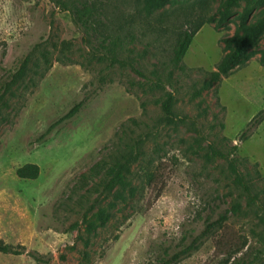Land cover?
Returning a JSON list of instances; mask_svg holds the SVG:
<instances>
[{
  "label": "rangeland",
  "instance_id": "rangeland-1",
  "mask_svg": "<svg viewBox=\"0 0 264 264\" xmlns=\"http://www.w3.org/2000/svg\"><path fill=\"white\" fill-rule=\"evenodd\" d=\"M227 1L88 0L100 5L104 34L126 38L117 56L132 70L88 55L81 30L51 1L0 0V87L29 57L0 101V242L49 264H158L177 254L173 264H264V120L249 127L264 116V31L244 61L221 68L225 42L264 20V0ZM200 11L204 25L175 69L178 35ZM62 45L70 64L55 62ZM44 51L51 68L39 78ZM168 96L173 123L160 106ZM128 120L139 127L122 135ZM143 139L145 161L110 189L96 166ZM27 164L37 180L16 178ZM0 264L34 262L0 254Z\"/></svg>",
  "mask_w": 264,
  "mask_h": 264
},
{
  "label": "trees",
  "instance_id": "trees-1",
  "mask_svg": "<svg viewBox=\"0 0 264 264\" xmlns=\"http://www.w3.org/2000/svg\"><path fill=\"white\" fill-rule=\"evenodd\" d=\"M51 1L56 7L59 8L62 12H67L73 24L81 30L83 33V44L85 46V49H90L88 51V55H96L100 54L98 58H95L98 62L107 61L109 63V66L114 67H120V68H130L133 70L132 64L128 63L125 60H120L117 56V53L119 50L122 49L123 45L127 44L125 43L126 38H120L117 37L115 39L111 38L110 35H105V27L103 26V23L100 21L103 19V13L102 10L99 9L100 5H96L93 2H88V0H49ZM238 0H228L226 3V8H231L236 5ZM204 14L202 11L200 13L195 14L192 16V18L189 21H186L185 27L182 30V32L178 35V38L175 43V47L172 51V59L171 64L173 68L175 69H182L181 62L187 53L190 44L192 42V39L196 35V33L200 30V28L204 25ZM101 18V19H100ZM131 23L133 22V19L130 18ZM133 26V23L131 24ZM264 31V20L257 26H254L250 29L249 32L244 34L242 37H240L235 42L232 41H226V47L229 44H231V52L230 54L224 59L222 67L221 68H227L234 64H237L241 61H244L245 58V52L248 48L254 46L262 32ZM130 42L133 41L132 37ZM132 44V43H131ZM63 49L61 52V57H58L55 62L60 64H70V59H68L65 56V52L67 51L65 45H62ZM56 48V46H54ZM40 59L36 60L38 61V64L36 67V71H34L33 76H38L41 78L50 68H51V59L50 54L47 51H44L39 54ZM29 57H25L22 61L19 69L15 73H11L8 75V81L0 87V101L3 98V96L7 93L9 88L13 86L22 76H24L27 66L29 64ZM261 63H264V58H261ZM41 65V67H40ZM81 68H84V64L80 63L79 65ZM42 68V72H38V69ZM221 70V69H219ZM104 78L100 79V82H103ZM31 84L35 85L33 81H31ZM85 104V100L79 101L78 103L74 104L73 107L61 118H59L55 123H53L50 127L46 129V131L43 133L42 137H46L50 132L56 127L62 124L65 121H68L75 117L82 107ZM161 110L165 116V120L169 123L174 122V115L171 112V96H168L165 101H163L161 104ZM263 113L258 114L255 118H253L250 123L249 127L259 125L263 122L264 116ZM126 125H122L119 130L122 129V135L127 133V130L132 131V128H138L139 124L134 120H128ZM249 127L245 129V131L241 134L240 138L245 137V134L248 132ZM118 141H122L121 139H118ZM144 142L143 140H136L132 143V145L126 146L127 152L125 154H120L117 159L113 161V164L109 167L104 165L102 167L101 165H97L96 168L99 174H101L102 170H104L106 177L108 178L107 186L111 189L112 184L114 183H121L124 179V174L129 173L132 166L138 164L139 162L145 161L143 159L144 153L142 152L141 144ZM121 143V142H120ZM119 150L121 149L119 145ZM118 150V151H119ZM15 176L18 180L23 181H35L37 180L39 176V168L36 165L27 164L20 168H18L15 171ZM156 171L153 172H146L144 173V182L147 187H150L152 184L156 182ZM135 189H131V193H133ZM159 195H156V198H158ZM156 200V199H155ZM225 218H220L219 221L209 224L206 226L205 231L202 232L190 245V249L195 248L196 244L204 238L212 228H214L215 225L221 224L222 221H224ZM189 249V250H190ZM0 254L4 256L9 257H21L24 255H27L29 258H31L34 262V264H49V260H44L40 256L33 254V253H27L26 250L22 246H10L7 244H4L0 242ZM180 257V254L174 255L169 260H162L158 264H173L175 263Z\"/></svg>",
  "mask_w": 264,
  "mask_h": 264
}]
</instances>
